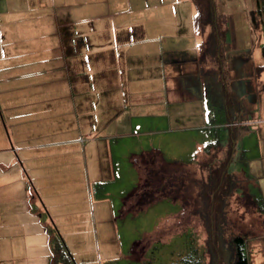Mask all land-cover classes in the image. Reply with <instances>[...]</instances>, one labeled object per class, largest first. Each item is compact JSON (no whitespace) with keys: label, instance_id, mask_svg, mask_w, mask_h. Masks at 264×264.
I'll return each instance as SVG.
<instances>
[{"label":"crops","instance_id":"obj_1","mask_svg":"<svg viewBox=\"0 0 264 264\" xmlns=\"http://www.w3.org/2000/svg\"><path fill=\"white\" fill-rule=\"evenodd\" d=\"M193 15L189 0H0V263L46 264L51 229L72 264H94L98 235L115 225L105 188L121 164L112 143L144 133L143 120L158 125L145 132L208 135ZM246 61L239 71L227 62L245 105L233 129L237 144L260 129L261 150L246 153L251 171L241 173L245 197L264 203V75L255 77L264 60ZM138 152L139 184L138 157L182 164Z\"/></svg>","mask_w":264,"mask_h":264},{"label":"rangeland","instance_id":"obj_2","mask_svg":"<svg viewBox=\"0 0 264 264\" xmlns=\"http://www.w3.org/2000/svg\"><path fill=\"white\" fill-rule=\"evenodd\" d=\"M215 1L217 11L227 16L226 44L229 69L239 71L241 67L246 66L244 63L247 62V58L253 64L261 63L264 27L260 28L256 23V0ZM247 11L249 17H253L252 30L249 25L245 26L243 13L246 14ZM249 45H253V48L244 47ZM253 58L255 62H252ZM230 79H235V76H230ZM244 80L252 81L250 78ZM247 89L249 90V86ZM256 96L254 95L255 98ZM252 97L249 91L246 94L249 108L256 104ZM251 116H254V113ZM142 125L144 133L119 137L116 139L118 143H112L119 147L115 157L121 164L116 165L117 180L105 188L107 187L110 195L108 205L112 209L115 225L111 233L98 235L100 246L97 250L94 248L95 256L91 261L94 264H170L189 250L198 249L202 260L206 264H211L212 257L207 252L210 248L207 241L209 239L207 216L210 214L208 188L206 192L210 179L205 164L212 161L215 156L211 158L208 154L198 157L196 154L197 159L192 162L191 158L197 144L201 143L199 141L209 140L210 135L215 134L217 129L209 131L211 128L208 126L207 132L211 134L205 136L189 129L173 134L162 131L145 132L154 131L158 125L154 121L144 120ZM259 132L260 129L255 133L251 132L247 136L248 140L246 139L248 142L244 139L242 143L239 141L236 149L240 152L243 150L244 156L246 153L249 155V151H257V148L261 150V143L258 142ZM217 133L222 137L227 136L222 130ZM139 150L159 152L165 162H171L175 158L182 164L163 167V161L156 153L138 157L136 162L144 176L139 184L138 171L132 163V156L139 153ZM251 154L254 155L253 152ZM216 155L220 156L218 153ZM243 171L244 173L251 171L247 159L245 162L231 161L227 171L231 175L229 189L221 194L224 201L219 207L221 215L218 221L222 233L221 247L225 255L223 260L230 255L229 236L238 233L245 238L248 264H264V224L260 212L253 214L255 208L253 202L245 197ZM214 173L211 172V175ZM150 180L157 182L156 191L162 192L150 203H138L139 195L150 187ZM210 183L212 184V180ZM99 251L101 256H98Z\"/></svg>","mask_w":264,"mask_h":264},{"label":"trees","instance_id":"obj_3","mask_svg":"<svg viewBox=\"0 0 264 264\" xmlns=\"http://www.w3.org/2000/svg\"><path fill=\"white\" fill-rule=\"evenodd\" d=\"M194 9L193 28L194 35L199 39L197 46V60L199 63V75L203 90L204 114L209 131L219 129L224 131L227 136L222 137L219 133L210 135L199 148L198 157L207 156L213 158L205 164L207 176L212 180L206 186L209 192V210L207 216L208 244L207 251L212 257L211 264H248L245 253V238L238 233H232L228 241L231 245L230 255L226 259L223 256L222 233L219 229L221 212L219 207L222 205L225 190L229 189L230 177L228 168L231 161L240 160L244 162L243 151L236 148V135L234 126L242 123L245 105L243 97L238 95L231 88V80L227 68L226 32L227 16L218 13L215 7V0H189ZM256 20L259 25L264 27V0H256ZM264 60V45L262 47ZM264 75V62L255 67V77L260 79ZM260 91H264V79L260 83ZM220 126V127H219ZM231 129V130H230ZM218 130V131H219ZM235 152V153H234ZM220 154L217 156L216 154ZM229 164V166H228ZM165 170V169H164ZM166 171V170H165ZM211 172H215L211 175ZM168 185V184H167ZM166 185V186H167ZM148 189L139 195L138 203H150L157 199V182L150 180ZM166 186L163 189H166ZM162 189V190H163ZM137 194V193H136ZM220 195V196H219ZM251 201L256 205L258 212L263 214L264 224V203L262 197L257 194H249ZM222 197V198H220ZM208 198V197H207ZM218 198V199H217ZM221 199V201H219ZM219 233V234H218ZM50 255L48 264H72L71 257L56 232L49 229ZM226 261H228L226 263ZM170 264H206L199 255L198 249L189 250Z\"/></svg>","mask_w":264,"mask_h":264},{"label":"bare ground","instance_id":"obj_4","mask_svg":"<svg viewBox=\"0 0 264 264\" xmlns=\"http://www.w3.org/2000/svg\"><path fill=\"white\" fill-rule=\"evenodd\" d=\"M215 7H216V5H215ZM218 13H219V12H218ZM263 32H264V31H263ZM243 125H244V124H243ZM237 126H238V125H237ZM219 127H220V126H219ZM234 128H235V127H234ZM218 130H219V129H218ZM230 130H231V129H230ZM219 131H220V130H219ZM219 131L216 130V132H219ZM234 135H235V134H234ZM248 136H249V135H248ZM243 138H244V137H243ZM248 138H249V137H248ZM237 139H239V138H237ZM246 139H247V137L244 138V140H246ZM250 139H252V138H250ZM247 140H248V139H247ZM247 140H246V141H247ZM242 141H243V140H242ZM242 141H241V142H242ZM247 142H248V141H247ZM256 152H257V151H256ZM246 158H247V157H246ZM230 188H231V187H230ZM259 193H260V192H259ZM221 194H222V193H221ZM219 196H220V195H219ZM223 198H224V197H223ZM217 199H218V198H217ZM219 201H221V199H220ZM262 202H263V201H262ZM82 237H83V236H82Z\"/></svg>","mask_w":264,"mask_h":264}]
</instances>
